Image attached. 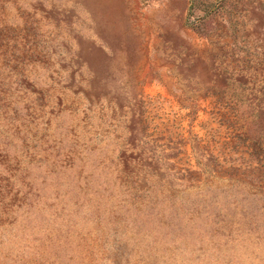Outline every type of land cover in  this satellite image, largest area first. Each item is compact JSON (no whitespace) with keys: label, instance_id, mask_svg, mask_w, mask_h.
Listing matches in <instances>:
<instances>
[{"label":"rangeland","instance_id":"obj_1","mask_svg":"<svg viewBox=\"0 0 264 264\" xmlns=\"http://www.w3.org/2000/svg\"><path fill=\"white\" fill-rule=\"evenodd\" d=\"M0 264H264V0H0Z\"/></svg>","mask_w":264,"mask_h":264},{"label":"trees","instance_id":"obj_2","mask_svg":"<svg viewBox=\"0 0 264 264\" xmlns=\"http://www.w3.org/2000/svg\"><path fill=\"white\" fill-rule=\"evenodd\" d=\"M254 143H256V142H254Z\"/></svg>","mask_w":264,"mask_h":264}]
</instances>
